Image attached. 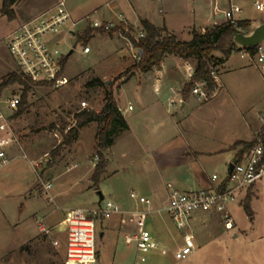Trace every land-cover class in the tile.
I'll use <instances>...</instances> for the list:
<instances>
[{
	"label": "rangeland",
	"instance_id": "1",
	"mask_svg": "<svg viewBox=\"0 0 264 264\" xmlns=\"http://www.w3.org/2000/svg\"><path fill=\"white\" fill-rule=\"evenodd\" d=\"M234 1L242 7L238 17L250 20L249 29H244L246 33L256 24L264 22V12L256 11L250 0ZM32 2L21 0L17 5L13 4L11 17L0 10V82L9 72L18 71L4 41L18 23L24 22L20 20L25 17L27 7ZM152 4L155 7L160 5L157 1H152ZM91 18L94 19L93 16ZM180 23L177 24L178 28ZM114 29L113 37H109L112 34L103 35L93 31L91 33L96 34L95 37L85 38L84 31L78 29L74 34H62L59 46L66 58L63 69L68 82L59 88L32 86L21 113L15 114L16 110L8 109L6 104V99L12 95L20 96V87L10 84L0 91V111L8 116L10 129L18 138L21 148L16 149L27 156V159L21 156L12 158L0 168V264H64L63 244L57 248L51 244L58 234L51 231L45 235L36 227V220L43 221L48 227L55 226L60 220H43L42 215L48 210L55 209L61 213V208L65 206L92 210L99 203L97 190L104 200L116 202L121 209L133 207L135 200L130 198V191L146 197L150 195L142 191L134 180V170L128 161H120L121 172L113 176H110L112 172L108 167L99 184L91 185L84 171L93 163L95 155V150L92 152L91 134L97 129L96 122L79 128V131H83L77 141L72 146L61 147L59 155L51 158V150L61 144L62 134H66L75 125L74 114L80 111L79 102L84 100L88 108L99 110L103 105L105 91L111 89L114 97L116 84L127 76L125 70L136 61L132 57L133 45L127 38V34L137 36L136 30L122 24H117ZM194 29L201 30L200 27L192 26L177 34L180 39L187 40ZM85 45L89 47V52H83ZM70 49L72 52L68 54ZM212 55L222 58L218 51H213ZM188 61L194 65L193 60ZM184 69L178 70L183 78L186 75ZM211 71L217 76L219 84H222L216 93L207 99L192 94L191 105L180 111L172 110L174 118H170V122L183 135H191L197 142L202 145L208 143L209 146L225 145L236 138H247L250 129L256 133L262 126L258 114H264V81L258 70L248 59L240 58L234 50L226 58L224 66H212ZM96 76L105 84L90 85L89 81ZM106 81L110 83L109 86ZM165 132L166 135L173 132L169 124ZM119 134L120 131L115 137ZM107 154L104 149L106 160ZM73 161L75 166L66 171V164ZM218 171L225 176L227 169L223 165ZM48 180L51 181L49 195L52 200H48L42 190V183ZM185 186L192 187L187 182ZM247 195H250L252 216L247 215L243 209ZM21 203L23 205L19 207ZM230 210L235 222L230 232H238L239 240L235 241L222 228L218 214L194 212L190 228L198 247L182 261L173 258L174 246L181 242L179 232L174 228L171 239L159 243L148 252H137L134 243L126 245L117 228L98 238L99 232L104 230L102 225L108 222L116 224L115 215L103 220L96 219L97 264H264V176L241 191L231 203ZM202 215L207 222L209 219L212 221L211 228H206L200 221ZM149 219L145 227L151 230L153 223ZM236 252H239L238 255Z\"/></svg>",
	"mask_w": 264,
	"mask_h": 264
},
{
	"label": "crops",
	"instance_id": "2",
	"mask_svg": "<svg viewBox=\"0 0 264 264\" xmlns=\"http://www.w3.org/2000/svg\"><path fill=\"white\" fill-rule=\"evenodd\" d=\"M20 1L15 0L14 4L17 5ZM56 1L33 0L30 6L27 7L25 17L20 22L48 10ZM152 1H157L160 5L155 7ZM65 3L70 16L68 25L72 28V34L75 33L76 29L81 32L89 27L88 16L90 18L93 16L94 19L109 20L115 24H122L128 26L131 30L139 29L140 21L145 19L157 28L165 27L168 32L173 33L177 38H179L177 32L185 31L192 26L195 28H204L205 26L209 28L213 24L220 25L225 23L223 11L226 8V3L211 0H65ZM216 8L221 11L217 12ZM184 15L186 16L182 18L181 16ZM178 16L181 18H177ZM179 21L181 26L178 28L177 24ZM95 36L96 34L91 33V38ZM113 36H115L113 33L109 35V37ZM89 51L88 47L87 52ZM123 60H126V58ZM225 64L226 60L222 65L224 66ZM185 65L191 68L194 67L190 61L183 60L177 55L165 54L158 67H153L146 72L135 71L126 79L123 78L116 84L115 89L117 91L114 93V99L118 108L122 110L121 114L127 123V128L120 131V134L115 137L113 144L106 149L108 153L106 156L108 159L106 160V169L110 167L112 172L110 176H113L121 172L122 165H120V161H128L133 167V175L136 177H134V180H136L142 191L150 193L147 198L150 199L151 205L144 221V227L147 219L150 218V222L153 223L151 230L146 227L145 229L151 233L157 245L171 239L174 228L165 212H156L166 202V184L169 183L174 188L182 191L211 187L217 183L211 181V175L218 174L219 178H223L224 176L220 175L218 168L224 165L227 169L228 164L232 162L237 150L240 148V146L233 148L232 144L236 141L250 140L256 134L254 129H250L247 138H236L225 145L209 146L208 143L202 145L193 136H185L181 131L177 130L170 122V118H174V114L171 111H180L191 105L190 97L192 94L189 92L186 97H183L181 93L184 83L189 79L187 70L184 69L186 73L184 78L178 74V70L185 67ZM259 76L264 81L260 74ZM102 77H105V75ZM220 85H222L221 82ZM171 100H174L173 105L170 103ZM129 106L131 108H128ZM168 124L173 129V132L166 135L165 128ZM82 131L78 132L77 137L68 146H72L77 141ZM91 138L93 152L96 148L95 132L91 134ZM16 148L19 149L21 147L13 144L8 148V154H11L13 159L21 156V152ZM14 150H17V152L13 154L12 151ZM69 156L71 159V155ZM75 164L74 161L69 162L66 164L65 170H70ZM94 165V163H91L84 171L90 179L91 185L90 177ZM148 175L152 177L148 178ZM48 181L51 182L50 180ZM185 182L192 187H184ZM24 198L30 199L27 196H24ZM103 200L102 198L98 205H102L105 200L110 199ZM22 205L23 203L19 207H22ZM73 208H81L85 211L91 210V208L65 206L61 208V213H57L55 209L46 211L42 215V219L46 221V218H48L51 221H58L67 210ZM135 209L145 210L146 206L135 200L133 207L123 208L122 210L125 212L123 216L124 222H121L120 215L115 214L117 217L116 224L115 222L101 224L104 227V230H102L103 235L111 233L114 228H117L119 236L123 237V240L125 237H133L138 227V218L132 214ZM196 215L199 217V214ZM200 217V221L203 222L206 228L212 227L210 219L207 222L204 215ZM226 232L231 234L235 241L239 240L238 232ZM57 236L58 244L54 247L57 248L63 244L64 255L65 238L62 234ZM194 240L195 249H197L198 244L195 236ZM131 243L135 244L133 241ZM180 244L181 242L176 244L173 251ZM238 253L236 252L237 255Z\"/></svg>",
	"mask_w": 264,
	"mask_h": 264
},
{
	"label": "built area",
	"instance_id": "3",
	"mask_svg": "<svg viewBox=\"0 0 264 264\" xmlns=\"http://www.w3.org/2000/svg\"><path fill=\"white\" fill-rule=\"evenodd\" d=\"M225 2L226 8L223 11L225 22L236 27L239 32L249 34L244 29H249V19H239L242 7L233 0H211ZM252 7L258 12H264V0H250ZM70 16L66 8L65 0H57L48 10L32 17L31 19L20 23L5 38L6 49L14 60L18 71L32 82L49 83L54 88L64 86L68 78L64 72L62 64L65 56L59 46L60 36L70 34L72 28L68 25ZM88 25L91 28H98L104 31L117 26L112 21L93 19L87 17ZM241 21L242 25L238 26ZM204 32L205 28H200ZM137 37L143 36L141 28L136 30ZM132 57L138 60L140 58L138 50L132 47ZM72 50V49H70ZM236 51L240 58L248 59L258 70L262 79H264V39L254 46H242L234 43L231 51ZM88 47H83V52H87ZM66 62V61H65ZM187 75L190 78L193 68L185 65ZM211 76L216 83L212 91L205 88L203 81L195 82L190 93L200 99L212 97L220 87L217 76L211 71ZM20 100L19 95H12L6 99L7 108L16 110ZM180 101V100H179ZM171 105L174 100H171ZM79 109L88 108L86 101L79 102ZM128 108H131L130 106ZM120 112L122 110L118 108ZM258 120L262 123L261 128L255 134V140L242 158L232 163V168L226 171L223 178L218 174L211 175V181L217 182L207 189H193L182 191L174 188L171 184H166L167 199L165 204L156 210V212H165L170 218L174 228L179 232L181 244L173 251V258L176 261L185 260L196 248L194 234L190 228V220L194 212L200 211L208 214H218L221 226L226 231H231L235 227L230 205L236 199V196L245 190L248 186L264 176V114H258ZM55 134V133H54ZM56 136V134H55ZM20 145L17 136L10 129L8 116L0 111V168L8 164L12 159L8 154V148L13 145ZM47 155V154H46ZM22 158L27 159L25 154ZM98 156L95 154L93 163L95 164ZM34 164V162H33ZM34 165H37L35 163ZM228 169V167H227ZM51 182L42 183L43 193L48 200H52L49 195ZM130 198H133L140 204L146 206L145 210H136L132 212L138 218V227L133 237H125L126 244L135 242L137 252H148L157 246L151 233L145 229L144 221L151 201L143 195H138L133 191L129 192ZM120 215L121 222H124L125 212L111 200H105L102 205H98L92 210L85 211L81 208L67 210L63 217L53 227H48L43 221H35L38 231L48 235L51 231L62 234L65 238L64 264H90L96 261V231L95 220L106 219L113 215ZM52 245L58 244L57 239H52Z\"/></svg>",
	"mask_w": 264,
	"mask_h": 264
},
{
	"label": "trees",
	"instance_id": "4",
	"mask_svg": "<svg viewBox=\"0 0 264 264\" xmlns=\"http://www.w3.org/2000/svg\"><path fill=\"white\" fill-rule=\"evenodd\" d=\"M14 3L15 0H1L0 10L11 17L13 16L12 6ZM240 25H242L241 21L238 22V26ZM140 28L143 31V36L141 37L127 34V38L133 47L138 50L140 58L125 70V75L127 74L125 79L135 71L146 72L153 67H158L165 54H174L183 60L191 59L194 61L193 73L182 87L181 93L183 97H186L189 94L194 83L198 81H203L205 88L208 91H212L215 88L216 83L211 76V68L212 66L224 63L226 58L230 55L232 46L234 45L230 35L238 31L236 27L225 22L220 25L205 28L203 33L194 29L191 31L190 39L181 40L173 33L168 32L165 27L157 28L145 19L140 21ZM114 30L115 29L112 28L104 31L102 29L88 27L83 33L86 38L91 36V32L93 31L112 34ZM213 51L221 53L222 58L214 57L212 55ZM65 61L66 58H64L62 64H64ZM10 84H17L20 87V100L15 114H19L24 110L27 104L28 91L32 86H50L49 83L32 82L29 78L23 76L16 70L9 72L0 82V91L3 87ZM89 84L104 85L105 82L99 77H94L89 81ZM109 84L110 83H108L107 86H109ZM103 100V105L97 111L93 109H82L76 112L74 114L75 125L69 128L66 134H62L61 132V144L51 150V158H55L59 155L61 147H67L77 137L79 128L84 127L91 122H96L95 154L98 156V159L90 177L93 186H97L100 180L105 177L106 159L103 155V150L113 144L115 135L119 131L127 128V123L121 112L118 110L111 89L105 91ZM261 137L264 139V135ZM254 140L255 137L247 141L234 142L232 147L235 148L240 146V148L237 150L232 161H239ZM243 209L247 215L252 216L250 195L246 196L243 203ZM95 256L97 259V248L95 250Z\"/></svg>",
	"mask_w": 264,
	"mask_h": 264
},
{
	"label": "water",
	"instance_id": "5",
	"mask_svg": "<svg viewBox=\"0 0 264 264\" xmlns=\"http://www.w3.org/2000/svg\"><path fill=\"white\" fill-rule=\"evenodd\" d=\"M230 38L233 43H236L238 45L254 46L259 41L264 39V22L257 24L249 34H244L242 32L236 31L230 35ZM70 52L71 50H69L68 54ZM106 83H108V81H106ZM231 168H232V163H229L227 171H229ZM96 194L99 196V202H100L103 196L99 190L96 191ZM102 236H103V232L100 231L98 234V238H102ZM90 264H97V262L92 261L90 262Z\"/></svg>",
	"mask_w": 264,
	"mask_h": 264
}]
</instances>
